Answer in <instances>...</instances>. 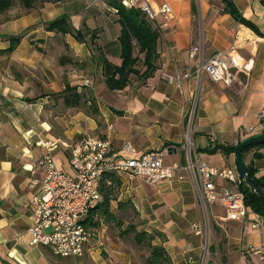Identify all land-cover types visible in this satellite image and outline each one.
Masks as SVG:
<instances>
[{
    "label": "crops",
    "instance_id": "crops-1",
    "mask_svg": "<svg viewBox=\"0 0 264 264\" xmlns=\"http://www.w3.org/2000/svg\"><path fill=\"white\" fill-rule=\"evenodd\" d=\"M109 1L45 3L0 23L1 50L8 47V37L26 33L9 55L10 61L27 63L15 51L32 39L40 41L39 47L45 45L52 34L44 31L45 23L67 17L70 27L82 34V41L66 35L64 43L72 60L60 57L62 67L57 71L63 76L62 68L73 64L69 79L83 78L82 84L91 87L95 84L90 95L96 109L95 115H87L67 108V115L58 120L61 130L56 134L42 116L48 97L35 95L25 82L0 80V264H134L130 252L109 247L103 248V255L92 247L84 249L79 258H59L35 244L28 233L33 194L28 187L30 171L36 179L42 176L41 169H33L32 165L47 153L35 144L56 142L49 155L57 168L67 172L68 150L64 145L88 136L106 138L118 156L134 158L157 151L165 166L181 168L174 178L154 185L120 178L122 196H131L145 226L164 236L163 248L171 264H264L260 259L264 256V216L261 226L252 229V220L260 215L251 210L238 221L227 220L219 205L211 206L204 215L183 170L188 144L192 160L209 168L236 172L233 154L208 155L200 150L215 145L236 146L264 133V0H230L258 33L223 13L220 0H134L130 8L146 4L156 10L166 4L171 14L167 20L160 15L145 17L159 31L157 70L145 82L131 76L122 91L114 92L106 90L97 58L99 54L115 67L121 63L117 41L120 28ZM117 1L122 4L129 0ZM232 43L240 62L248 63L249 72L235 74L230 86L214 83L205 74L195 75L199 58L206 61ZM192 49L197 50V56L191 59ZM137 69L143 71L140 66ZM126 142L132 147L131 153L122 150ZM243 163L264 182V146L247 152ZM216 185L219 189L229 184L218 180ZM193 225L201 230L200 234L191 228ZM250 249L259 250V254Z\"/></svg>",
    "mask_w": 264,
    "mask_h": 264
},
{
    "label": "built area",
    "instance_id": "built-area-1",
    "mask_svg": "<svg viewBox=\"0 0 264 264\" xmlns=\"http://www.w3.org/2000/svg\"><path fill=\"white\" fill-rule=\"evenodd\" d=\"M134 0L123 2L124 7H132ZM139 10L148 19L160 15L164 20L170 17L168 5L162 4L156 10L144 4ZM236 45L232 43L225 51H217L209 59L197 61L195 75L205 74L214 83L230 86L235 74L249 72L248 63L240 62L235 55ZM197 56L192 49L189 57ZM240 64H239V63ZM264 112H261L263 117ZM56 142H37L47 153L36 161L32 168H39L42 176L29 180V189L33 191L30 199L32 211L31 225L28 233L33 242L50 250L59 258H79L83 255L92 233L84 226L87 212L100 201L98 192L99 180L106 173L136 179L147 185H154L175 177L178 166H165L161 154L150 151L134 158H124L112 152L111 144L106 138L83 137L71 145H64L68 150L69 171L57 168L49 155L56 148ZM122 150L131 153L132 147L124 143ZM187 164L183 168L187 172L203 214L214 205H219L229 221L242 220L249 209L244 205L240 186L243 181L235 171L209 168L191 159L190 146L186 144ZM223 180L229 185L217 188L216 181ZM261 216L252 220L251 228L257 229L262 224ZM196 234L201 230L191 226ZM259 254V250L250 249ZM264 261V256L260 257Z\"/></svg>",
    "mask_w": 264,
    "mask_h": 264
},
{
    "label": "trees",
    "instance_id": "trees-1",
    "mask_svg": "<svg viewBox=\"0 0 264 264\" xmlns=\"http://www.w3.org/2000/svg\"><path fill=\"white\" fill-rule=\"evenodd\" d=\"M61 0H0V23L7 22L22 16V13H28L31 10L38 9L45 3L55 4ZM223 4V13L228 14L236 22L258 33L255 27L244 20L240 13L236 10L230 0H220ZM108 6L115 10L116 23L120 30L117 38L121 63L118 67L112 66L107 60L98 54V61L101 64V76L103 84L108 92L122 91L129 83L130 77L135 76L139 81L145 82L157 70V41L159 31L152 28L144 14L138 8H125L120 1L112 0L108 2ZM13 12V15L11 13ZM44 31L47 33L58 34L61 36L69 35L76 41H82V34L74 31L67 20L62 16L44 25ZM92 37V36H91ZM93 39V37H92ZM8 47L0 49V56L11 54L19 45L21 38L19 36L8 37L6 39ZM136 54L134 55V51ZM142 56V58H140ZM63 61V60H62ZM141 67L143 71L138 70ZM62 104L65 108L78 109L89 103V108L83 111L87 115H95L96 109L93 101L83 100V95L77 92L76 87H70L68 84L64 86L60 94ZM92 102V103H91ZM237 146V145H236ZM236 146H209L200 152L213 155L217 152L223 156L233 154ZM250 146L242 151V160L244 155L252 149L262 147ZM247 175L254 179L257 186L264 193V182L254 177V171L245 166ZM121 187V180L113 173H106L99 180L98 192L100 201L97 202L87 212L84 220V226L91 231L92 236L101 226L114 227L124 234L133 231V243L136 246L145 248L148 255L143 259V264H171L163 243L164 236L155 230L150 232L141 230L136 232L129 225L125 230L122 229L121 220L111 211L110 204L116 202L117 209L121 210L123 204L117 200V193ZM240 192L243 195L244 205L253 213L264 216V203L258 195L252 193L244 184L240 186ZM156 242H158L156 244Z\"/></svg>",
    "mask_w": 264,
    "mask_h": 264
},
{
    "label": "rangeland",
    "instance_id": "rangeland-1",
    "mask_svg": "<svg viewBox=\"0 0 264 264\" xmlns=\"http://www.w3.org/2000/svg\"><path fill=\"white\" fill-rule=\"evenodd\" d=\"M25 36L26 33H22L19 36L21 41L25 39ZM65 39L66 36L51 34L47 36L45 45L41 44L42 46L40 47L38 46L40 41L35 39L28 40L23 47L19 48L14 53L17 56H21L22 59L24 58L27 60V63H24V61L21 60L18 62L10 61V55L0 56L1 81L13 79L17 83L22 84L25 82L27 83V88H32L34 90L36 93L35 95L43 94L41 97H48L42 116L45 121L51 123V128L56 134L60 133L61 130L58 120L67 115V108L63 106L60 97V94L63 91V84L70 83L69 86L76 87L77 92L83 95V100L89 101H92L90 89L95 86V84H93L92 87L90 85L86 86L82 84V82H84L83 78L69 79V68L71 70L74 69L73 64H67L65 68H62V70L64 69L65 75L63 74L62 76V74L58 73L57 69L62 67L59 63L60 57L66 56L72 60V53L68 51V46L64 43ZM32 57L34 59H32ZM80 82L82 85L78 84ZM43 83H45V86H43ZM76 83L78 85H75ZM46 85H48L47 89H45ZM88 106L89 105L86 104L77 110L85 111L89 108ZM118 177L127 179V177L122 175ZM117 197V200L123 204L122 209H117L116 202L110 204V209L121 220L123 224L121 230H125L127 225H129L133 227L136 232L141 230L147 232L152 231L145 226L146 223L140 218L131 202V196L130 198H127L126 195L122 196L121 187L118 190ZM208 226L210 227L209 220ZM132 232L133 231L126 235L123 231H118V229L114 227L109 228L101 226L88 241L85 249L92 247L99 249L101 250L102 255L104 254L102 250L105 247L123 249L132 254L134 264H143V259L148 255V252L145 248L136 246L133 243ZM99 243L101 244V247L99 246ZM157 243L158 242H156V244ZM205 251L206 247H204L203 252L205 253Z\"/></svg>",
    "mask_w": 264,
    "mask_h": 264
},
{
    "label": "water",
    "instance_id": "water-1",
    "mask_svg": "<svg viewBox=\"0 0 264 264\" xmlns=\"http://www.w3.org/2000/svg\"><path fill=\"white\" fill-rule=\"evenodd\" d=\"M264 145V133L249 137L237 144L233 151L235 170L243 181V184L255 195H258L264 203V193L257 186L254 179L250 178L245 170V166L242 160V151L250 146Z\"/></svg>",
    "mask_w": 264,
    "mask_h": 264
},
{
    "label": "bare ground",
    "instance_id": "bare-ground-1",
    "mask_svg": "<svg viewBox=\"0 0 264 264\" xmlns=\"http://www.w3.org/2000/svg\"><path fill=\"white\" fill-rule=\"evenodd\" d=\"M239 63V62H238ZM240 64V63H239Z\"/></svg>",
    "mask_w": 264,
    "mask_h": 264
}]
</instances>
